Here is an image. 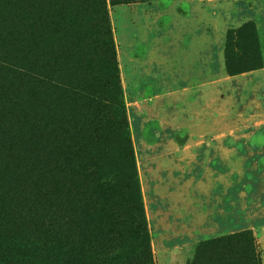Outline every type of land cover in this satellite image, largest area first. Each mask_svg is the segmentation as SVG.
Segmentation results:
<instances>
[{
  "label": "rangeland",
  "instance_id": "374dc122",
  "mask_svg": "<svg viewBox=\"0 0 264 264\" xmlns=\"http://www.w3.org/2000/svg\"><path fill=\"white\" fill-rule=\"evenodd\" d=\"M104 4L95 16L92 0H39L36 40L23 48L48 87L30 98L15 75L24 72L15 34L0 29L11 35L0 40V264H119L81 229H39L43 215L28 199L41 171L36 123L26 121L28 143L9 145L34 95L52 111L54 88L74 81L100 85L111 95L104 119L120 116L111 142L122 154L108 153L104 169L114 179L129 150L115 195L142 214L149 264H250L249 250L264 264V0ZM12 5L0 0V22ZM99 29L106 44L96 43Z\"/></svg>",
  "mask_w": 264,
  "mask_h": 264
},
{
  "label": "trees",
  "instance_id": "16d2710c",
  "mask_svg": "<svg viewBox=\"0 0 264 264\" xmlns=\"http://www.w3.org/2000/svg\"><path fill=\"white\" fill-rule=\"evenodd\" d=\"M92 1L94 5L91 10L95 16L106 14L104 0ZM12 2L10 14L12 16L16 10L14 19L10 21L8 13L7 18L0 22V26L3 25L0 29H12L11 32L15 34L12 39L14 48L16 52L20 48V52L13 59L17 60L18 55H23L18 62L24 66V69L21 68L24 72L19 71L15 75L30 98V90L33 91L36 86L48 87V82L42 81L43 76L35 74V69L30 65L36 55L23 48L36 40V33L31 29L38 28L42 20L38 9L39 0ZM49 18L51 13H48ZM95 32L102 37L96 42L97 45L106 44V30ZM0 38L3 42L11 38V35L0 30ZM73 83L78 87H53L59 93V102L52 111H49V100L34 95L30 109H22L24 124L11 136L12 141L9 142L13 146L19 145L22 140L28 143V131L31 132V128L27 127L26 121L36 123L37 129L34 130L38 136L32 138L39 147L41 171L37 173L35 187L28 199L30 203L39 205L38 210L43 217L33 220L39 224V229L44 228V222L55 226L57 224L59 228L74 226L81 229L87 246L101 253L105 250L108 255H119V264H149L146 254L148 237L142 214L136 207L119 203L115 195V178L119 172L123 175L128 168L129 150L123 145L124 166L118 164L113 168L114 179L113 171H108L107 167L104 169V163H109L108 153L122 154L120 144L111 142L112 131L119 126L120 116L104 119L108 110L105 102L111 100V95L108 96V92L103 91L100 85L90 83L81 87L78 81ZM6 101L8 104L10 100ZM125 239L136 243L132 248H124ZM119 245L124 248L123 251L114 249ZM109 248L114 251L109 252ZM248 256V262L256 264L254 252L249 250ZM110 258L116 257L113 255Z\"/></svg>",
  "mask_w": 264,
  "mask_h": 264
}]
</instances>
